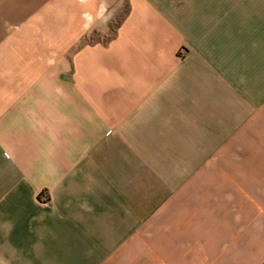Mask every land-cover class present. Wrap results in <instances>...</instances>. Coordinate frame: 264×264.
Returning a JSON list of instances; mask_svg holds the SVG:
<instances>
[{"label":"crops","instance_id":"crops-1","mask_svg":"<svg viewBox=\"0 0 264 264\" xmlns=\"http://www.w3.org/2000/svg\"><path fill=\"white\" fill-rule=\"evenodd\" d=\"M0 28L39 30L0 53V264H264V0H0Z\"/></svg>","mask_w":264,"mask_h":264},{"label":"rangeland","instance_id":"rangeland-1","mask_svg":"<svg viewBox=\"0 0 264 264\" xmlns=\"http://www.w3.org/2000/svg\"><path fill=\"white\" fill-rule=\"evenodd\" d=\"M38 31H39L38 29L34 30V29H23V28H4V29L0 28V53L5 54L8 52H22L23 48L29 47V45H24L22 43L23 38L25 37L34 38L35 36H38ZM45 31H46L45 34L46 36L53 37L55 35L56 30L46 29ZM33 32L35 34H32ZM93 39H97L96 36L90 37V40Z\"/></svg>","mask_w":264,"mask_h":264}]
</instances>
